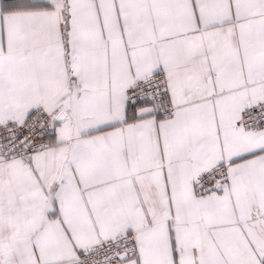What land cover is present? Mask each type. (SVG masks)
Wrapping results in <instances>:
<instances>
[{"label": "snow or ice", "instance_id": "obj_1", "mask_svg": "<svg viewBox=\"0 0 264 264\" xmlns=\"http://www.w3.org/2000/svg\"><path fill=\"white\" fill-rule=\"evenodd\" d=\"M0 264H264V0H0Z\"/></svg>", "mask_w": 264, "mask_h": 264}]
</instances>
